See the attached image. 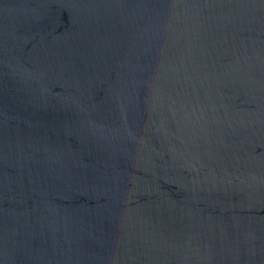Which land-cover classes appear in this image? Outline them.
<instances>
[{
  "label": "water",
  "instance_id": "1",
  "mask_svg": "<svg viewBox=\"0 0 264 264\" xmlns=\"http://www.w3.org/2000/svg\"><path fill=\"white\" fill-rule=\"evenodd\" d=\"M0 264H264V0H0Z\"/></svg>",
  "mask_w": 264,
  "mask_h": 264
}]
</instances>
